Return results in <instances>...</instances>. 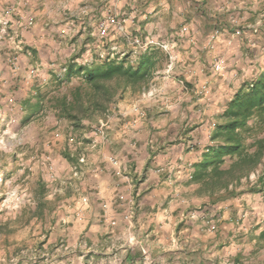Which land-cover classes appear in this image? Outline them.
I'll list each match as a JSON object with an SVG mask.
<instances>
[{"label":"crops","instance_id":"0c3cea01","mask_svg":"<svg viewBox=\"0 0 264 264\" xmlns=\"http://www.w3.org/2000/svg\"><path fill=\"white\" fill-rule=\"evenodd\" d=\"M76 1L86 0H0V18L8 21L9 30L17 26L15 21L33 19L30 26L19 31L21 48L12 38L0 40V79H8L9 88L16 87L18 91V77L27 76L32 66H39L40 74H44L47 68L52 71L54 62L66 65L78 54L82 43L78 38L64 47L50 34L56 26L54 22H58L52 9L56 11L59 5L65 11ZM109 2L119 3L124 16L122 30L115 21L111 23L114 31L122 35L115 42L118 51L121 40L126 44L130 41L131 31L141 28L143 37L170 41L167 34L157 32L164 29L167 33L180 23L190 28L189 35L184 36L188 37L187 43L171 40L175 48L197 45L195 50L191 46L190 52L182 49L191 54L190 60H209L211 48H230L225 41L233 43L231 51L238 60L244 61L248 53L252 57L256 49L262 51L264 0H100L97 4L103 7ZM7 7L15 8L13 16L4 15ZM256 24L260 27L257 34L246 29L242 36L233 35L238 27ZM214 28H220L222 33L211 39ZM190 37L195 44L189 42ZM12 54L16 59L13 69L8 62ZM82 55L84 60L93 59L92 53ZM176 87L177 92L187 89L178 79L165 75L142 95L127 92L113 101L117 116L109 126V139L99 141L93 148L87 146L86 154H81L84 161L77 163L75 179L68 184H49L62 192L57 206L41 215L31 213L20 228L18 212L0 217V264H40L49 256L61 264H264V243L255 238L249 245L244 243L247 238L236 224L239 213L230 211L231 201L209 205L207 197L198 195L197 186L189 183L191 166L208 143H202L196 151L185 147L189 135L182 125L191 121V115L178 112L183 97L176 96ZM13 91L6 96H12ZM28 97L27 94L21 103ZM175 97L180 101L173 103ZM186 100L191 102L190 97ZM134 102L144 111L143 117H138L132 108ZM109 155L124 163L122 176L115 175ZM120 194L124 199L118 197ZM129 198L135 201L136 210L131 220L125 221L124 200ZM238 199H245L251 207L252 200L263 203L257 193L243 194ZM260 215L263 219L264 210Z\"/></svg>","mask_w":264,"mask_h":264},{"label":"rangeland","instance_id":"374dc122","mask_svg":"<svg viewBox=\"0 0 264 264\" xmlns=\"http://www.w3.org/2000/svg\"><path fill=\"white\" fill-rule=\"evenodd\" d=\"M99 1L86 0L83 3L76 1V3L72 4L73 6L64 8L65 11L59 5L56 11L53 8L51 14L54 18L58 19V22H54V24L56 26L65 24L64 27L59 29L56 26L52 28L50 34L53 39L59 43H63L65 47L66 44L69 45V43L73 42L74 37L78 38L79 42L82 43L79 45L78 54L75 57L79 58V60L81 59L80 62L82 60L86 61L82 57V53L85 54L87 52L89 54L92 53L93 57L97 56L99 60L103 58H100L98 54L104 57L106 54L111 55L114 52L116 53L113 54V57L122 58L127 56L129 60L135 59V52L142 51L143 49L135 47L131 40L128 42L129 44H126L125 40L120 39L124 44L121 41L119 42L121 46L119 51L122 52L119 53L115 42L122 35L115 32V27L111 24L108 26L105 35L100 36L97 33L98 23L108 16H115V19L118 18L119 23L124 26V16L121 15L122 11H119L121 5L109 2L105 3L106 6L100 7L97 4ZM81 7L82 10L80 11L78 8ZM181 25L182 23L178 24V27ZM178 27L174 30H167V33H165L166 30L164 29L159 30L157 34H167L169 39L179 40L178 44L187 43L188 37L176 35L175 32L178 30ZM131 32V38L134 36L143 38L144 36L141 28ZM158 39L166 40L165 38ZM224 44L230 48L224 51H221L220 47L215 50L211 48L213 53H208L209 60L207 57L190 60L192 58L191 54L183 53V50L190 52L192 50L190 49L191 46H194L193 50H195L197 45H190L186 48L174 47L172 50L176 56L171 63L167 53L158 47V49L167 55V60L164 61L162 68L156 72L153 78V85L151 84L150 87L154 86V82H158L162 76L166 75L178 79L183 87L187 88H182L180 92H177L178 88L176 87L174 91L176 96L181 95L183 97L178 112L189 117L191 115V121L182 126L186 128L185 133L190 135L188 141L185 143V147L187 146L192 151H196L202 146V143H206L209 140L213 121H216L215 116L220 111L218 105H223L230 95L227 82L238 78L239 74L244 71V68L250 64L249 53L244 61L238 60L234 58V51H231L234 49L232 48L233 43L225 41ZM260 45V48H262L261 53L256 49L253 54L255 56L254 59L259 61V65L264 66V57H262L264 56V44ZM151 48L156 49L157 47ZM132 54L134 55L133 57L131 56ZM192 54L195 55V52ZM8 57V62L11 63V57H14V54L8 55ZM203 58L204 61L202 60ZM217 61H220L223 65L222 71L213 70L212 65ZM63 67L65 65L54 62V65L51 66L52 71H49L47 68L44 74H40L39 72L34 77H29V75L18 77V91L16 87L9 88L10 81L8 79H0L2 85L0 90V217L12 216L18 212V215H20V218H18V228L25 224V218L30 216L37 201H44L46 210L57 206V200L62 195V192H58L59 188H53L49 184H59L61 182L68 184L69 181L71 182L72 179H75L78 168L74 167L77 166V163H80L79 158L81 154H86V151H88L87 146L91 147V139H93L92 133L90 135L91 128L88 129L81 126L79 129H75L68 120L56 117L54 110L50 106V97L64 92L68 86L78 81V79L73 78L67 84L64 81L58 80L59 84H56L55 80L61 78L64 73ZM11 89L14 90V93L11 94L12 96H6ZM15 90L17 91L16 94ZM36 93L43 97V106L38 113L25 117L28 114L29 106L27 104L25 107L21 101L28 94L29 97L27 99H31L33 103L38 98ZM183 93L184 96H182ZM9 96L13 97L12 103L7 100ZM187 97L191 98V102L186 100ZM174 99L176 100H172L173 103L180 101L178 97ZM186 101L190 108L185 105ZM189 144H192L194 149L189 148ZM66 151H69L72 156L74 154L75 158L72 160L66 159L64 157V152ZM254 176L251 175V178H254ZM41 185L44 187L43 191L38 188ZM52 198L55 199L54 202ZM228 200L231 201L233 206L230 211L235 214L239 213L237 216L239 219L236 224L247 238L244 243L249 245L250 240L258 232L257 227L259 224H264V218L261 219L262 216L260 215L264 210V202L256 204L252 200L251 203L253 205L251 207L249 204H246L247 201L245 199L231 198ZM228 200L222 202L227 203ZM256 221H259V223H256ZM249 229H252L251 233ZM10 251L14 253L13 250L10 249ZM40 264L61 263H58L52 256H49L48 261L40 262Z\"/></svg>","mask_w":264,"mask_h":264},{"label":"trees","instance_id":"16d2710c","mask_svg":"<svg viewBox=\"0 0 264 264\" xmlns=\"http://www.w3.org/2000/svg\"><path fill=\"white\" fill-rule=\"evenodd\" d=\"M135 53L132 60L106 54L102 60L95 56L80 62L73 56L55 83L60 80L68 84L73 78L78 81L50 97L55 116L68 120L75 129L81 126L89 129L95 117L112 101L127 92L134 96L146 92L167 55L158 48ZM249 57V66L238 78L229 80L230 95L215 116L208 145L191 166L189 183L197 186L196 193L207 197L209 205L250 193H257L259 201L264 202V66L259 65L254 54ZM37 94L33 103L31 99L23 102L25 107L29 106L25 117L42 108L43 97ZM64 157L75 158L69 151L64 152ZM38 188L44 190L43 185ZM45 210V202L39 200L31 213L41 215ZM257 228L260 229L254 238L256 242H264V224Z\"/></svg>","mask_w":264,"mask_h":264},{"label":"built area","instance_id":"2783aa9c","mask_svg":"<svg viewBox=\"0 0 264 264\" xmlns=\"http://www.w3.org/2000/svg\"><path fill=\"white\" fill-rule=\"evenodd\" d=\"M15 11L14 7H7L6 9H4V15L6 16H13V12ZM2 20V19H0ZM124 20V19H123ZM33 19L29 18L26 21H22V20H18L15 21L16 25L15 27H13L12 31L9 30V28L7 27L8 21L7 20H2L0 21V40L4 39L5 37L8 38H12L15 40V46H18L19 48H21V44L20 42H18V38H19V31L21 28L23 27H27L30 26L32 24ZM115 21V23L117 24V28L121 29L123 28L122 24L119 23V21H116L115 16H108L106 19H103L101 22L98 23L97 25V33L100 34V36L105 35V33L107 32L108 26L113 23ZM235 21V19H234ZM246 29H249L251 31L252 34H257L259 33L260 27L259 24L253 25L251 27H238L236 30L233 31V35L235 36H242V34H244V31ZM190 32V28L188 25L184 24L182 26H180L178 28V30L175 32L177 36L179 37H184L189 35ZM222 33V30L220 28H214L211 31L210 34V38L211 39H215L217 37H219V35ZM230 41V40H229ZM131 42L134 46L139 47L143 50L149 49L151 47H159L161 48L164 52L167 53L168 58L170 60V63L172 60H174L175 58V54H173V48L175 47L174 41L170 39L169 40H160L158 38H154V37H139V36H134L131 39ZM189 42L192 44H195V39L193 37H190ZM27 54V53H26ZM100 58H104L103 55L100 54ZM12 61V66L13 68H15V56L11 57ZM212 68L214 71H222L223 70V65L221 64L220 61H217L215 63H213ZM63 70L65 71V67H63ZM39 73V66L35 65L32 66L29 70H28V75L29 77H34L37 76ZM1 83H0V90H1ZM8 102H13V97H7ZM132 108L137 112L138 117H143L144 116V111L142 109H140L139 105L137 103H133ZM116 106L113 102L109 103L107 108L96 117L95 122L92 123L90 125L91 128V133H92V137L93 139H91V147L95 146L97 144V142L99 141H104L106 142L109 139V126L111 124V121L117 116L116 114ZM189 148H193L192 144L188 145ZM84 161V157L81 156L79 158V162H83ZM108 161L112 164L113 166V170L115 175L117 176H122L124 174V170H125V165L124 163L117 158L114 155H109L108 156ZM77 166H75L74 168H76ZM191 178V175L189 176V179ZM118 197L122 200L124 199L123 195H118ZM84 201H86V198L83 199ZM125 203V208H124V213L122 214V217L125 221H130L131 218L133 217L135 210H136V205H135V201L132 198L129 199H125L124 200ZM211 228H214L213 223L210 224Z\"/></svg>","mask_w":264,"mask_h":264}]
</instances>
